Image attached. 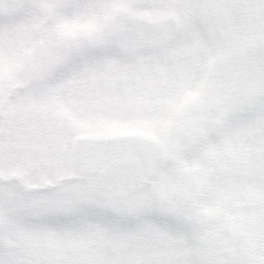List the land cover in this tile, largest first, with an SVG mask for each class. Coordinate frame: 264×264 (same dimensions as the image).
Here are the masks:
<instances>
[{
  "label": "snow or ice",
  "instance_id": "obj_1",
  "mask_svg": "<svg viewBox=\"0 0 264 264\" xmlns=\"http://www.w3.org/2000/svg\"><path fill=\"white\" fill-rule=\"evenodd\" d=\"M0 264H264V0H0Z\"/></svg>",
  "mask_w": 264,
  "mask_h": 264
}]
</instances>
